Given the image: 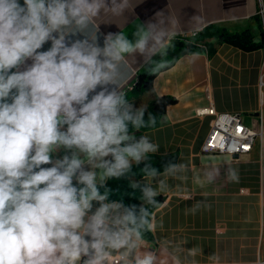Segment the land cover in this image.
I'll return each instance as SVG.
<instances>
[{
    "label": "clouds",
    "instance_id": "clouds-1",
    "mask_svg": "<svg viewBox=\"0 0 264 264\" xmlns=\"http://www.w3.org/2000/svg\"><path fill=\"white\" fill-rule=\"evenodd\" d=\"M133 8L0 0V264H195V248L152 237L157 197L169 180L182 187L189 165L156 166L159 146L136 133L157 117L124 90L138 66H166L176 21L161 10L131 31H101ZM217 174L205 166L193 180L203 188ZM113 179L139 203L108 187Z\"/></svg>",
    "mask_w": 264,
    "mask_h": 264
},
{
    "label": "crops",
    "instance_id": "crops-1",
    "mask_svg": "<svg viewBox=\"0 0 264 264\" xmlns=\"http://www.w3.org/2000/svg\"><path fill=\"white\" fill-rule=\"evenodd\" d=\"M132 2L133 10L110 23H101V31H131L136 22H147L163 10L176 21L175 35L169 42L209 24L229 32L249 29L255 41L264 34V16L258 13L264 0ZM49 46L46 44L44 50ZM166 55L165 50L159 59ZM143 66L135 69L134 77ZM263 72L264 46L245 51L223 42L215 44L210 55H181L173 65L155 75L149 91L129 99L137 106L146 96L148 106L155 95L177 98L167 106L158 126L141 129L136 135H148L159 146L157 155L174 152L176 160L189 165L183 186H179L178 180H169L170 188L160 195V207L154 210L153 237L173 239L195 248V264H264V143L260 146L256 141L250 151L238 156L202 152L213 116L197 113L202 108H213L217 113L238 112L246 124L256 127V112L264 94V88L261 93L259 87ZM205 166L218 174L213 183L200 188L193 176ZM229 168L237 172V181L228 178ZM201 201L208 207L192 211Z\"/></svg>",
    "mask_w": 264,
    "mask_h": 264
},
{
    "label": "trees",
    "instance_id": "trees-1",
    "mask_svg": "<svg viewBox=\"0 0 264 264\" xmlns=\"http://www.w3.org/2000/svg\"><path fill=\"white\" fill-rule=\"evenodd\" d=\"M185 37V36H184ZM176 39L168 43L166 48L167 55L160 59V62L165 63V67L159 68L153 71V66L144 65L138 72L137 75L132 80V85L129 90L126 91L128 99L138 97L142 93L149 91L152 88L153 78L155 75L164 69H167L183 54L185 53H203L207 52L209 55L214 52V45L220 43H229L235 47H238L245 51H251L264 46V34L259 41H255L253 34L249 29H244L239 32H229L222 27L209 24L199 30L195 35L191 36L190 39H195L196 42H191L190 40ZM208 39H214V41H209ZM177 101V98L173 95H155L154 98L149 102L147 108L148 111L152 112L157 117V123L154 127L159 125V119L161 115L165 112L168 105L173 104ZM147 118V114H146ZM153 127H148L149 129ZM156 162L157 167H161L163 161L166 159H177V154L172 152L163 155H155L153 157ZM140 167H143L141 165ZM162 170V167H161ZM134 172H137L135 178L141 177L139 174V169L134 168ZM127 180H110L108 181V187L113 190H119L120 192L126 193L125 201L129 203H139L138 199L131 198V190L127 188ZM103 191V189H101ZM136 197L140 195L137 191L135 193ZM118 194H113L111 199H118ZM157 199L161 202L162 196H158ZM153 237V234H152ZM151 238V237H150Z\"/></svg>",
    "mask_w": 264,
    "mask_h": 264
},
{
    "label": "built area",
    "instance_id": "built-area-1",
    "mask_svg": "<svg viewBox=\"0 0 264 264\" xmlns=\"http://www.w3.org/2000/svg\"><path fill=\"white\" fill-rule=\"evenodd\" d=\"M258 13L264 16L263 5H260ZM197 32L193 31L192 35ZM259 85L262 93L264 72ZM197 113L213 116L209 132L201 146L202 152L239 155L250 151L256 141L260 146L264 143V94H261L260 108L256 112V127L246 124L238 112L217 113L213 108H202L197 110Z\"/></svg>",
    "mask_w": 264,
    "mask_h": 264
},
{
    "label": "rangeland",
    "instance_id": "rangeland-1",
    "mask_svg": "<svg viewBox=\"0 0 264 264\" xmlns=\"http://www.w3.org/2000/svg\"><path fill=\"white\" fill-rule=\"evenodd\" d=\"M191 36H193V35H192V34H188V35H186V36L184 37L183 40H190L191 42H196L195 39H190ZM145 99H146V96L143 97L142 102L139 103V105H137V106H139V107H146V108H147V103H145ZM143 100H144V101H143Z\"/></svg>",
    "mask_w": 264,
    "mask_h": 264
},
{
    "label": "water",
    "instance_id": "water-1",
    "mask_svg": "<svg viewBox=\"0 0 264 264\" xmlns=\"http://www.w3.org/2000/svg\"><path fill=\"white\" fill-rule=\"evenodd\" d=\"M235 155H237V156H238V154H234V156H235Z\"/></svg>",
    "mask_w": 264,
    "mask_h": 264
}]
</instances>
